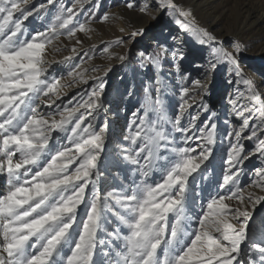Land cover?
<instances>
[{"label":"snow or ice","instance_id":"snow-or-ice-1","mask_svg":"<svg viewBox=\"0 0 264 264\" xmlns=\"http://www.w3.org/2000/svg\"><path fill=\"white\" fill-rule=\"evenodd\" d=\"M87 2L75 0L72 6L65 7L62 0H46L29 9L25 7L28 0H0V173L9 178L7 192L0 194V264H97L98 246L108 264H264V230H250L251 212L247 208L248 204L254 207L264 201V166L254 170L255 179L250 185L259 189V194L250 191L245 195L238 184L240 165L245 160L257 154L264 160V98L239 63L242 46L235 43L229 51L223 41L199 25L190 10L176 0H159L160 8L167 10L180 29L200 45L209 47L211 70L226 62L237 78L235 82L246 86L245 92L238 90L239 94L229 99L232 114L242 124L239 128L229 127L222 179L215 185L222 191L209 190L201 215L188 195L189 177L195 180L193 174L213 154L216 114L212 113L198 129L199 136L187 135L199 114L189 119L188 127L180 122L191 107V93L203 89L202 81H192V89L181 88L182 102L175 120L168 118L160 99L161 89L157 87L155 103L146 104L143 116L133 113L139 123L134 120L135 131L123 137L133 145L138 139L141 141L135 154L119 143L114 152L120 163L132 166L133 176L139 179L133 178L102 196L97 184L104 166L101 156L106 148L107 125L99 132L91 123L82 125L86 114L92 115L102 106L103 81L86 93L88 99L77 106H65L62 111L57 106L56 112L47 113L50 119L39 111L41 104L49 108L56 104L62 89L69 86L61 78L47 75L50 65L45 58L46 47L61 35L71 40L78 31L91 30L87 21L78 22L75 10H82ZM50 5L56 11L51 14L47 29L29 32L23 21L34 14L48 13ZM134 6L132 0L126 4L128 9ZM147 10V4L140 8L141 12ZM14 13L20 16L14 17ZM108 19L105 14L101 22ZM142 32L143 29H137L130 35ZM80 43L76 39V45ZM117 43L123 41L118 38ZM108 50L104 48L105 52ZM71 52H77L75 45ZM162 53L166 54V49L154 56L141 53V63L161 68ZM71 58L66 56L64 61ZM78 69L79 65L68 75L83 81L87 69ZM145 92L148 93L147 88ZM201 108L208 110L206 105ZM81 109L85 112L76 117L69 133L67 126ZM150 112L155 119L150 118ZM253 120L256 123H250ZM169 123L176 132L185 134V144L193 138L202 141L197 145L198 155H193L194 148L176 146L174 137L165 130ZM53 131L66 133L74 151L65 146L52 154L49 141ZM244 139L256 141L253 152L245 151L241 143ZM77 160L78 166L70 172L68 165ZM33 168L37 169L34 174ZM154 172H159L162 179L152 184L148 181ZM90 184L91 199L85 204V190ZM82 204L86 219L77 222ZM194 221L198 223L195 228ZM100 233L105 239L98 238ZM242 244L246 245L243 250ZM66 248L70 254L65 253Z\"/></svg>","mask_w":264,"mask_h":264},{"label":"rangeland","instance_id":"rangeland-1","mask_svg":"<svg viewBox=\"0 0 264 264\" xmlns=\"http://www.w3.org/2000/svg\"><path fill=\"white\" fill-rule=\"evenodd\" d=\"M62 2L65 7H70L75 3V0H62ZM128 2L129 0H89V2L84 4L82 10L79 8L75 10L78 11V22L84 23L87 21V27L91 30L87 32L78 31L76 38L71 40L65 35H61L59 39L53 41L52 45L46 47L45 58L50 65L47 75L61 78L62 83L69 86L62 89L61 99L56 101L53 110L43 114L56 112L57 106L60 107L61 111L65 106L69 109L77 106L88 99L86 93H90L94 86L98 85L101 80L103 81L102 106L93 111L92 115L85 113L86 120L84 125H82L83 127L91 123L93 129L97 132H99L101 127L107 125V131L104 133L106 148L101 156L104 166L101 169L102 175L97 184L103 196L107 191L119 188L121 184H128L133 178L139 179L138 176H133L131 172L132 166L120 163L119 159L114 156V152L117 150L116 146L119 143L125 148L132 149V154H135L134 150L141 141L138 139L136 145H133L131 141H124L123 137L131 135L135 131V125L132 122L135 120L136 123H139L137 116L144 115L146 104L149 102L155 103L157 87L161 89L160 99L163 102L168 118L175 120L182 102L180 99L181 88L188 87L192 89V81L201 80L203 89H197L191 93V98L189 99L191 107L187 108L180 123L181 126L187 127L189 119L199 114V118L195 121L196 127L191 129L193 132L190 131L191 133L187 134L196 137L200 135L198 129L203 126L208 117L212 113L216 114L217 136L216 143L212 146L213 154L209 161L201 165L197 173L193 174L196 177L195 180L189 177L188 195L190 200L195 202V211L202 215V206L206 208L209 190L222 191L217 189L215 185L222 179L221 170L229 147V140L225 138L229 127L234 125L239 128L242 124V121L232 114L229 99L237 96L239 94L238 90L239 92H245L246 86L235 82L237 78L234 73L230 72L226 62L218 64L214 70H211L209 63L202 62L206 54H202L200 59H198L187 57V54H182L183 50L175 51L173 38H176L179 34H184L186 46L195 50L193 48L194 45L197 48L195 50L197 52L202 53L205 51L208 53L210 49L206 45H200L190 35L180 29L167 10L160 8L159 0H132L135 5L133 9L126 7ZM213 2L215 5H213L214 7L210 14L207 15L203 14L198 9L199 7L193 6L194 12H192V0H176V3L181 7L190 10L195 19L197 18L196 20L204 24V27L210 33L223 41L229 51L233 50L235 43H239L242 46L244 50L239 55V63L247 76L254 80L259 93L264 98V55L260 54L262 49L264 52V17L259 24L247 30L243 35H238L236 39L230 35L235 33L237 21L245 14L248 7H254L259 13H264V0H213ZM41 3H46V0H28V4L25 7L31 9L38 7ZM145 4L148 6L146 13L140 11V8L144 7ZM58 6L57 4L56 7ZM55 11L56 8L50 5L48 13L42 12L41 16L34 14L26 21H23V25L29 32L46 30L51 20V14ZM105 14L109 15V19L101 22V17ZM211 15L215 17L212 25H210V21H212ZM19 16V13H14V17ZM89 16H91L90 20H88ZM77 20H74V24ZM72 26L70 25L69 27ZM137 29H143V32L140 35L131 36L130 33ZM118 38L123 43H117ZM76 39L81 41L79 45H76ZM74 45L77 47L76 53L71 52V48ZM105 47L109 49L108 52L104 51ZM162 48L166 49V54L162 53L161 68L141 63V53L145 56H154L157 53H161ZM174 53H176L175 59L173 58ZM66 56H71V60L64 61ZM120 56H126L127 59L121 61L119 59ZM180 56L183 58L180 59ZM77 65H79L78 70L87 69L83 73V81L79 77H70L68 75ZM177 66L179 67V73L177 72ZM208 70L210 74L207 76ZM184 74L189 75L186 79H181ZM208 78L212 86L210 99L208 98V93L205 92L208 87L204 88ZM74 80L75 82H73ZM230 80L233 82L229 83ZM157 81H159V84H157ZM146 88L148 89L147 94L145 92ZM201 105H206L208 110H203ZM84 112L85 110L81 109L73 117L72 123L67 126L69 133L71 127L74 126L76 117ZM133 113H136L137 116H133ZM149 116L151 119H155L154 113L150 112ZM46 118L49 117L46 115ZM56 119H59V115L56 116ZM250 123H256V121L253 120ZM165 130L174 137L176 146L194 148L196 152L193 155H198L200 148L197 145L202 143L201 140L193 138L185 144V134L176 132L172 128L171 123L165 125ZM247 134V132L244 133L245 136ZM51 137L49 147L52 149V154L55 153L56 149H62L65 146L73 148V145L67 140L66 133L53 131ZM241 143L244 145L246 152L255 150V140L244 139ZM48 159H50V156ZM46 162V160L42 161V165ZM78 164L79 161L77 160L73 164L68 165L69 171H74ZM205 165L207 166L206 168ZM262 166H264V160L258 154L250 156L248 160H245L240 165L242 173L238 184L244 190L245 195L250 191L259 194V189L250 187V185L252 180L255 179L254 170ZM36 170L33 168V174ZM0 177L7 178L8 183L9 178L6 173L0 174ZM161 179V174L154 172L148 182L154 184ZM91 191L92 185L90 184L85 190V204L91 199ZM4 193H2V187H0V194ZM85 204H82L78 209L77 222L86 219L84 215L86 211ZM247 208L251 212L250 230H264V201L254 207L248 204ZM197 226L198 223L194 221L192 227L195 228ZM111 227L112 225H109L110 229ZM98 238L105 239V236L100 233ZM241 248L242 250L245 249L246 245L242 244ZM65 253L70 254L67 248ZM95 258L97 264H108V260L100 254L99 246Z\"/></svg>","mask_w":264,"mask_h":264},{"label":"bare ground","instance_id":"bare-ground-1","mask_svg":"<svg viewBox=\"0 0 264 264\" xmlns=\"http://www.w3.org/2000/svg\"><path fill=\"white\" fill-rule=\"evenodd\" d=\"M191 3V2H190ZM213 5L214 2L213 0H192V6H191V10L193 9V6L198 8L199 10H201V12L203 14H207L209 15L210 14V11L213 9ZM244 7V6H243ZM261 7V6H260ZM245 10V9H244ZM261 10V9H260ZM192 12H194V9L192 10ZM200 12V13H201ZM217 14V13H216ZM263 14L264 13H259L258 11H256V9L254 7H248L245 11V14L240 17V20L237 21V29L235 30V33H232L230 34L232 37H234L235 39L241 35H243L247 30H249L250 28L252 27H255L257 24H259L262 19H263ZM217 17V16H216ZM197 19V18H196ZM211 19L212 21H210V25H212L214 23V19L215 17L211 15ZM210 19V20H211ZM218 21V20H217ZM197 22H199L197 20ZM202 22V21H201ZM208 22V21H207ZM204 23V22H203ZM199 25L204 27L205 25L204 24H201L199 22ZM209 26V25H208ZM205 28V27H204ZM206 29V28H205ZM247 35V34H246ZM174 40V44H173V47H174V50L175 51H181L183 50L182 54H187V57L189 58H198L200 59V56L202 54H206V56L202 59V62H206V63H209V60H210V52L206 53L205 51H203L202 53L201 52H197L195 50H197V48H195V46L193 45V48L195 50H193L191 47H188L186 46L187 44H185V41H184V34H179L176 38H173ZM264 47V46H263ZM260 54L264 55V52H263V49L262 51L260 52ZM210 74V71L208 70V73L206 74L207 76ZM208 85V86H207ZM208 89L205 91L208 93V98L210 99L211 95H212V86H211V83H210V80L208 78V82L206 83V86L204 88H207ZM47 99V98H45ZM56 105V104H55ZM55 105H52L51 108L47 107L45 104H41L40 105V109L39 111L41 113H44V112H47V111H52L53 110V107ZM56 108V107H55ZM118 124V123H117ZM188 125V124H187ZM116 126V125H115ZM114 126V127H115ZM188 127V126H187ZM196 127V126H195ZM193 132V131H191ZM190 132V133H191ZM0 174H3V173H0ZM7 179V178H6ZM3 177H0V187H2V193H4L6 190H7V186H8V183H7V180ZM6 255V254H5Z\"/></svg>","mask_w":264,"mask_h":264}]
</instances>
